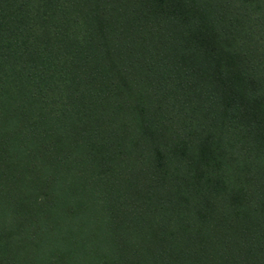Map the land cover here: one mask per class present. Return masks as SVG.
Masks as SVG:
<instances>
[{
  "label": "trees",
  "instance_id": "1",
  "mask_svg": "<svg viewBox=\"0 0 264 264\" xmlns=\"http://www.w3.org/2000/svg\"><path fill=\"white\" fill-rule=\"evenodd\" d=\"M0 264H264V0H0Z\"/></svg>",
  "mask_w": 264,
  "mask_h": 264
}]
</instances>
